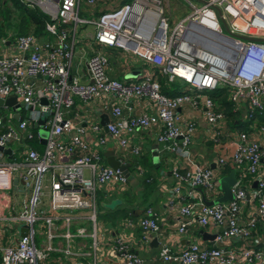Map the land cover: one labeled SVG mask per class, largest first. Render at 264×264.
<instances>
[{"label": "built area", "instance_id": "built-area-1", "mask_svg": "<svg viewBox=\"0 0 264 264\" xmlns=\"http://www.w3.org/2000/svg\"><path fill=\"white\" fill-rule=\"evenodd\" d=\"M21 1L48 16L47 34L40 38L29 31L0 37V97L16 98L13 104H0L1 264H63L59 257L52 258L53 253H62L68 264H80V253L72 247L76 235L90 236L95 251L99 190L122 192L129 178L106 162L107 141L113 139L122 152L118 158L129 163L130 154L140 153L130 135L154 124H159L156 140L165 142L176 158L170 169L174 181L167 188V201L170 208L178 206L177 230L184 232L191 222L214 230L211 246L192 240L175 251L161 245L160 261L264 264V236L251 240L258 228L264 233V144L255 133L264 131V125L231 137L222 130L225 113L209 94L219 85L228 86L233 109L243 121L264 110V0H198V4L187 0L191 10L170 28L163 0H126L102 10L94 19L80 15L82 0ZM83 1L94 5L98 0ZM79 22L94 24L96 43L121 48L141 59L144 66L139 79L126 82L111 77L108 57L94 51L86 62L90 80H80L72 70ZM160 74L167 81L181 80L179 91L173 95L162 92ZM133 97L148 99L154 113H124L122 103ZM75 98L96 101L107 114L106 122L88 118ZM186 105L203 108L218 149L226 134L232 138L230 156L220 154L215 159L218 167L227 161L240 167L229 200L205 202L221 194V174L192 155L197 126L181 111ZM40 127L48 130L46 136H41ZM89 130L92 139L85 136ZM34 138L42 143L41 150L28 143ZM247 173L252 177L245 181ZM46 188L51 213L42 207ZM9 190L21 194L17 208L10 203ZM78 210H84L82 218L92 223L89 231L84 226L70 230L71 212ZM38 219H42L41 228L35 227ZM125 222L132 224L130 218ZM137 224L145 233L160 228L151 206L145 207ZM23 226L26 231L21 234ZM60 235L66 240L64 247L55 240ZM233 237L242 239L243 246L230 247ZM113 249L123 264H143L122 237L114 239Z\"/></svg>", "mask_w": 264, "mask_h": 264}, {"label": "crops", "instance_id": "crops-1", "mask_svg": "<svg viewBox=\"0 0 264 264\" xmlns=\"http://www.w3.org/2000/svg\"><path fill=\"white\" fill-rule=\"evenodd\" d=\"M120 1L121 0L113 1L114 3L110 6V0H98L94 5H86L81 1L80 10L82 9L83 17L94 19L102 10L113 7L119 4ZM74 39L72 70L80 80H90L89 69L87 68L86 62L88 56L94 51H100L108 57L107 73L111 77L126 82L137 81L139 79L140 71L144 66L142 60L121 48L96 43L94 41L93 23L79 22L74 34ZM75 102L77 106L81 108V112H84L91 120H100L101 114H106L100 111L96 101L84 102L79 98H75ZM122 106L124 113H154L155 111L151 102L146 98L133 97L128 102L122 103ZM181 111L192 117L196 122L197 127L191 144L192 155H194L195 160L199 161L204 166L215 168L216 171L219 172L220 170L215 164V159L217 155L220 154H226L228 157L230 156L233 148L231 137H234L238 130L229 125V120L226 117L222 125V130L230 133L231 137L226 134L221 140L223 147L218 149L211 138V132L205 119L203 108L192 109L186 105L181 107ZM235 122H237V119H235ZM262 124L264 125V121ZM158 129L159 124H154L148 128L139 129L130 135L131 142L140 146V153L147 155L151 164H154V167H143L140 164L129 174L124 191H128L132 197L130 201H126L131 216L120 217L115 221H109V219H104L100 214L98 215V212H103L104 209L113 208L123 202V198L121 201L118 200V196H121L123 191L115 193L107 191L105 188L99 190L100 194L98 195L100 197L98 198L103 207L98 208L97 211L98 246L94 251L92 238L88 235H76L72 241L73 249L80 253V255L77 256V260L80 264H93V262L96 264H123L119 253L113 249L114 239L118 236L122 237L130 250L134 251L143 260V264H163L158 255L161 245H167L175 251H180L192 240L198 241L200 244L206 246L214 244V236L211 237L212 234H214V230L209 227L200 226L196 222H191L184 232H179L177 230L179 215L176 208L178 206L174 209L170 208L167 201V188L174 181L170 169L176 158L173 153L167 149L165 142H158L156 140ZM255 133L260 142L264 144V131H257ZM85 136L88 139H92L93 133L89 130ZM106 146L108 149L113 148L117 157L121 156L122 152L116 149L113 139L107 141ZM131 156L134 155L130 154V158ZM145 171L151 173L152 180L148 179V181H153V185L148 187V190H146L147 188L140 182L143 179ZM47 189L48 188L45 189L46 191L42 198V207L45 208L47 212L51 213L53 211L49 209L47 204ZM9 194L10 203L17 208L19 205V197L21 196L20 192L17 190H9ZM145 195H147L146 201L140 202ZM181 201L182 200H180V203ZM146 206H151L158 216L160 228L157 231L145 233L137 224V220L143 214ZM247 206H249V204H247ZM247 206L244 208L245 213L249 211V207ZM71 213H73L70 225L71 231H75L77 226H84L87 231L91 229L92 223L86 218H82L81 214L85 213L84 210L73 211ZM128 218L132 220V224H127L125 222ZM201 230H205L207 232L206 235H204ZM39 235L40 233L36 237L38 242L40 239ZM260 235L263 237L264 233L262 229L258 228L257 231L253 233L251 240ZM55 240L59 242L61 247L66 246V240L63 236L60 235L55 238ZM243 244L244 241L242 239L233 237L230 239L229 246L240 248ZM55 257H59L64 261L63 264H68V258L64 257L62 253H53L52 258Z\"/></svg>", "mask_w": 264, "mask_h": 264}, {"label": "trees", "instance_id": "trees-1", "mask_svg": "<svg viewBox=\"0 0 264 264\" xmlns=\"http://www.w3.org/2000/svg\"><path fill=\"white\" fill-rule=\"evenodd\" d=\"M126 0H121L119 2L122 3ZM48 19V16L42 12L38 7H31L24 3L21 0H0V37L8 35L15 36L17 34L27 33L32 31L38 37L43 38L46 36L45 23ZM161 90L162 92L173 95L179 91V88L182 86L183 82L179 79H174L172 81H167L164 75H159ZM216 107L221 109L227 119L229 120V125L233 128H236L238 131L245 130L247 132L252 131L258 125L262 124L264 121V110L262 112H255V115L248 120H241L240 114L238 111L234 110V103L229 99V87L225 85H219L215 89L209 92ZM237 119V122H235ZM28 143L37 149H42V143L39 139H31L28 140ZM142 165L143 167H154V164H151V161L147 155L143 153L136 154L131 156L129 159V171L132 173L135 170L137 165ZM236 167L237 175L241 174L240 167L237 164H233L230 161H227L223 165L219 166V172L221 175L228 173L231 168ZM150 172H144L143 179L141 184L147 188L151 187L153 184L151 181L152 177ZM251 174L244 175L245 181L251 179ZM152 189V188H151ZM100 194V193H99ZM123 197V202L119 205H116L113 208H106L103 212H98V215L103 216L104 219H109V221H115L120 217H128L131 216L129 213V207L126 204V201L131 200V195L128 191H123L121 193ZM98 197H100L98 195ZM102 197V196H101ZM145 197V198H144ZM143 197V200L140 202L146 201L147 195ZM98 208H102L103 205L100 203V199L98 198ZM1 259V258H0ZM1 264V262H0Z\"/></svg>", "mask_w": 264, "mask_h": 264}, {"label": "water", "instance_id": "water-1", "mask_svg": "<svg viewBox=\"0 0 264 264\" xmlns=\"http://www.w3.org/2000/svg\"><path fill=\"white\" fill-rule=\"evenodd\" d=\"M224 26L226 27V23L223 22ZM244 38H249L250 36H242ZM214 50H216V48H213ZM42 101H46L44 98L41 99ZM16 101L15 95H10L7 96L6 98H2L0 97V104L3 103H7V104H13ZM15 117L20 118V115L15 114ZM106 114H101V122L105 123L106 122ZM41 122L44 121V119L40 120ZM45 141V138H42V142ZM6 151L10 152V148H7ZM104 156L106 159V162L111 165L112 167H118L121 170H123L125 172V174L129 175V163L128 162H122L116 155H115V151L113 148H109L106 149L104 151ZM214 165V164H212ZM237 179V174H236V168H231V170L226 173L221 175L218 178V182H219V188L221 190V194L215 198L212 199H206L205 202L208 204L214 203V202H222V201H226L229 200L231 198H233V191H232V185L236 182ZM256 184V181L253 182V185ZM26 231V227L23 226L21 227V234H24ZM201 232L206 235V231L205 230H201ZM214 234H212L211 237H213Z\"/></svg>", "mask_w": 264, "mask_h": 264}, {"label": "rangeland", "instance_id": "rangeland-1", "mask_svg": "<svg viewBox=\"0 0 264 264\" xmlns=\"http://www.w3.org/2000/svg\"><path fill=\"white\" fill-rule=\"evenodd\" d=\"M116 0H110V5H112ZM193 3H200L198 0H191ZM84 3V1L82 0ZM116 3V2H115ZM107 4V3H106ZM164 5V14L167 18L169 28L180 18H182L185 14H187L191 10V5L187 0H163ZM80 15H82V9L80 10ZM223 26V25H222ZM223 30L226 31V28L223 26ZM41 136H46L48 134V130L44 127H40ZM122 196H118V200H122ZM116 200V199H115ZM42 219H38L35 222L36 228H41Z\"/></svg>", "mask_w": 264, "mask_h": 264}]
</instances>
